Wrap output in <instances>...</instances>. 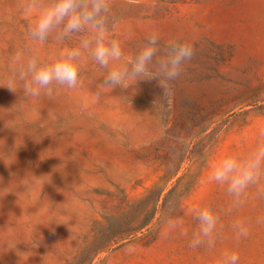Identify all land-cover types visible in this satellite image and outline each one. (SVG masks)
<instances>
[{
  "label": "rangeland",
  "instance_id": "1",
  "mask_svg": "<svg viewBox=\"0 0 264 264\" xmlns=\"http://www.w3.org/2000/svg\"><path fill=\"white\" fill-rule=\"evenodd\" d=\"M107 2L125 60L153 32L194 56L164 94L156 78L101 90L108 69L85 52L75 89L29 97L14 80L27 59L80 37L34 42L27 0H0V264H212L224 251L264 264V176L238 208L209 180L225 155L264 143V0ZM209 206L215 247L192 249ZM169 207L179 226L164 236ZM237 221L247 237L236 238Z\"/></svg>",
  "mask_w": 264,
  "mask_h": 264
},
{
  "label": "clouds",
  "instance_id": "2",
  "mask_svg": "<svg viewBox=\"0 0 264 264\" xmlns=\"http://www.w3.org/2000/svg\"><path fill=\"white\" fill-rule=\"evenodd\" d=\"M24 12L35 16L28 27L29 38L44 44L55 33L54 40L63 43L67 38L79 36L78 47H64L57 56L46 59L30 56L26 66L22 67L14 80L22 82L23 92L29 97H39L53 85L75 89L79 83V74L84 65V53L89 52L93 61L108 69L107 75L99 85L101 90L114 89L126 81L158 79L164 94L170 89L168 84L177 80L184 66L194 56L191 43L176 38L161 48L160 37L153 32L134 57L125 60L118 40L109 35V4L107 0H27ZM89 33L90 35H83ZM162 56H158L159 53ZM21 54L17 53L19 61ZM150 77V78H148ZM12 90V88L9 87ZM99 99V93H97ZM264 135V134H262ZM264 176V143H259L246 157L235 154L225 155L212 167L210 181L226 186L227 193L233 197L234 207H241L242 196ZM264 196V193H261ZM169 215L165 222L167 236L178 228V222ZM195 219L198 231L194 232L189 247L212 249L217 240L219 217L211 206L200 209ZM257 223H264L258 220ZM236 238L247 237L248 229L241 221L233 224ZM239 256L234 251H224L212 264H238Z\"/></svg>",
  "mask_w": 264,
  "mask_h": 264
}]
</instances>
